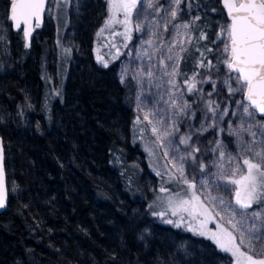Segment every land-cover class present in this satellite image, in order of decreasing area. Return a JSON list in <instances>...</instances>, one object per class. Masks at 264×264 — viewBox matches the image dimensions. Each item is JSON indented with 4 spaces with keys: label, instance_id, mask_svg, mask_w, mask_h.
Returning a JSON list of instances; mask_svg holds the SVG:
<instances>
[{
    "label": "trees",
    "instance_id": "16d2710c",
    "mask_svg": "<svg viewBox=\"0 0 264 264\" xmlns=\"http://www.w3.org/2000/svg\"><path fill=\"white\" fill-rule=\"evenodd\" d=\"M9 4L0 0L6 41H0V136L8 191L0 213V264H230L210 240L161 223L148 209L155 182L134 140L133 82L118 79L117 61L103 67L93 55L106 0L73 1L66 31L71 62L62 100L50 109L42 106L39 55L32 56L20 32L12 31ZM180 9L191 30L179 62L181 83L194 74L203 81L229 71L221 1L184 0ZM44 29L35 30L33 43L46 36L41 52L50 57L52 35ZM237 97L242 94L225 90L213 106L220 112ZM222 139L230 148L226 133Z\"/></svg>",
    "mask_w": 264,
    "mask_h": 264
},
{
    "label": "rangeland",
    "instance_id": "374dc122",
    "mask_svg": "<svg viewBox=\"0 0 264 264\" xmlns=\"http://www.w3.org/2000/svg\"><path fill=\"white\" fill-rule=\"evenodd\" d=\"M74 0H49L46 13H45V24L44 32L45 35L47 31H50L52 35V41L50 42V57L46 52H41V49L44 48L46 44V36H42L41 42L38 44L35 43H24L23 47L31 52L32 56L39 55L40 61L38 65L39 77L41 79V84H43V102L42 106L46 109H50L54 102L62 100V91L67 78L72 49L71 46L67 43L66 40V31L69 25V10ZM169 0H160V4H163L165 8L168 6ZM148 0H142V5L144 6L143 13L140 17V23L144 26L140 31L135 30V24L137 23V13L140 12L141 6L138 5L137 9L133 12L132 15V25L133 30L131 31V39L125 41L123 36L115 35V32H123V27L121 25H113L112 28L106 29L105 24L108 18L107 10V0H106V14L101 22L100 26L95 32L94 35V44H93V55L96 62L104 67V64L107 65L117 61V76L118 79L123 82L127 78H130L133 82V108L137 118L140 119V123L136 126L138 127V132L135 131L134 140L139 143L140 148L143 150L148 170L154 176V185L151 186V191L154 192L153 198L148 203V209L154 217L161 223L167 224L174 228H180L183 231H187L193 235V231L188 230V218L185 217L184 221L179 220V216L172 215L171 211L168 209L167 199L169 195L175 196L176 192L183 193L186 190L187 186L179 184L177 180L169 181V172L177 175L172 164L169 161L176 156L177 153L175 149L178 148L180 153H187L190 150V147H186L183 144L179 143V138L185 133L192 134V141L190 144H195L199 147L202 152L197 156V163L194 164L191 159H186L183 161L185 175L191 180L195 177L197 186L199 188V181L201 178L208 180L211 185L213 181L216 180L215 176L212 175L217 171V168L213 166V161L217 159V153L213 152L212 149L215 147L216 141H222L225 147L226 155L231 153L233 157H251V152L242 151L243 144L251 142L253 140L252 135L249 132H242V140H238L236 135H230L232 129H239L242 122H247L249 117H242V112L238 107V104L243 101L239 97L236 98L234 103H231L230 99H227L222 110L219 112L217 110L216 114V127H212L213 123V114L208 111L206 107V101L212 100L215 102L221 101V94L225 90L229 93L227 85L224 83L225 80H228L235 87V81L230 78L235 74H230L229 71L224 73L221 76H218L214 79H209L205 77L199 86L196 85L194 93L189 94L187 91V84L181 83L179 80V62L184 51H181V48L186 49L190 40H191V30L188 27L187 29L180 27L179 34L177 28L174 25H183L187 24L182 18L179 17V12L177 18L172 20L170 16L167 17V31L164 30L165 12L162 9L159 15L151 14V10L146 7ZM155 3V0H153ZM154 22L160 36L162 38L161 43L155 42L149 35V26ZM228 24V22L226 23ZM224 24V26L226 25ZM39 29V27H35ZM101 29H105L101 32ZM21 37L19 40H23L22 33L20 32ZM152 39L153 45L150 47L146 40ZM226 36L223 37V41L226 42ZM0 41L6 44L4 33L0 31ZM125 43L127 46L125 47ZM27 45V46H26ZM162 45V47H160ZM172 46V51L169 52L168 48ZM159 48V50H157ZM119 49V52H117ZM147 52L149 55H143ZM172 56V60H168V56ZM151 57V58H149ZM178 60V74L175 77V83L178 85V88L173 89L172 85L168 83L170 79L169 76L165 75V72H171L173 65L176 63V58ZM102 58V59H100ZM161 58L164 59V64H160L159 61ZM35 60V59H34ZM33 60V61H34ZM31 64V62H30ZM148 66H151V71L153 73L152 77L147 76ZM212 83L214 88L206 89V84ZM212 87V86H211ZM175 92L177 96H181L182 100H178V104L186 101L190 107L186 110V115L183 117H176V120L179 124V132L176 133L173 137H169V140H173L174 143L171 146H161V144L167 145V141L158 142L156 137L151 132V126L147 120H144L145 114L149 115L150 119L153 120H164L167 123H171L169 117L173 113V109L170 108V96L171 93ZM196 92V93H195ZM211 92V96L208 93ZM214 94V96H212ZM240 94V93H239ZM205 95L206 97L202 98L201 96ZM205 102V105L202 107L195 106L194 101ZM246 103L245 101H243ZM227 109V115L223 116L222 119H219L222 112ZM202 113V119L198 120L197 114ZM195 114L194 116L192 114ZM235 113V115H233ZM208 114V115H207ZM242 117V119H241ZM205 118L207 119L206 123L208 124L207 131L211 133L203 138V135L207 132L198 131L201 126H204ZM198 122V123H197ZM259 122V124H258ZM197 123L196 126H194ZM251 123L254 125L251 128L252 132L256 133L255 140L258 142H264V116L259 118L255 114L254 118H251ZM159 126V125H158ZM224 129V131H220ZM143 130V131H141ZM226 133L228 135L229 142L231 147H228L226 141L222 139V134ZM195 140H199L201 143L197 144ZM168 151L169 155L164 156V152ZM208 155V158H207ZM204 158V159H203ZM203 161L205 164V170L202 172L199 168V162ZM235 162L242 163V160H237ZM207 166V169H206ZM225 166L227 167V161H225ZM157 173H160L159 175ZM220 183V181H216ZM166 188L169 191L167 193H162L161 188ZM213 195H219L227 201L231 207L236 208L237 219L240 218V215L243 211H246L248 214L247 222L240 225L241 228H249L255 224V227L259 229L257 235H264V207L261 203H253L252 207L247 210H240L238 206L235 205L234 196L231 193L220 190L217 192L215 189H211ZM264 203V202H262ZM219 210V209H217ZM255 211L261 212V220H254L252 213ZM160 213H164L163 216ZM171 219L174 223H166L165 221ZM175 222H179L180 226L177 227ZM216 222L225 224L224 221H220L217 217ZM216 222H209L207 227L215 231ZM227 227V225L225 224ZM237 235L238 233H234ZM203 238H206L201 235H197ZM207 239V238H206ZM210 240V239H208ZM212 243L213 241L210 240ZM247 242V237L245 238ZM239 243V238L237 239ZM215 244V243H214ZM216 248L220 250L215 244ZM243 247L241 251H245ZM256 250L264 252V241L256 243ZM221 251V250H220ZM223 252V251H221ZM225 253V252H223ZM229 258L230 264H235V258L229 254L225 253Z\"/></svg>",
    "mask_w": 264,
    "mask_h": 264
},
{
    "label": "snow or ice",
    "instance_id": "6c2138e0",
    "mask_svg": "<svg viewBox=\"0 0 264 264\" xmlns=\"http://www.w3.org/2000/svg\"><path fill=\"white\" fill-rule=\"evenodd\" d=\"M45 2L46 0H10L8 6L10 7V17L7 18L13 22L18 31L23 25V35L26 40L31 35L33 20L36 22L35 27L40 26ZM182 2L184 0H169L168 6L165 8L163 4H160V0H155V3L153 0H148L146 7L151 10L150 15H159L160 11L164 10V30L167 31L169 22L167 17L170 16L172 20H175L181 10L180 4ZM222 3L230 20V23L221 30V36L227 38L224 47L226 59L223 63L230 74H235L230 76L235 81V87L228 80H225L224 83L227 85L230 95L242 94L243 101L246 103L241 101L238 107L242 112V117L250 118L247 122H242L238 130L232 129L230 135H236L238 140H242L240 133L249 132L253 140L243 144L242 151L251 152L252 156L233 157L231 153L226 155L223 142L216 141L215 147L212 149L213 152L217 153V159L212 162L213 166L217 168V171L212 174L216 180L210 185L208 180L201 178L198 188L195 177L190 180L185 175L183 161L191 159L196 164V154L200 149L195 144H190L192 134L181 135L179 143L190 147V150L187 153H180L178 148L175 149L177 155L173 156L169 163L172 164L178 177L169 172V181L177 180L179 184L186 185L187 188L183 193L176 192L175 196L169 195L167 205L172 215L179 216L180 221H184L185 217L188 218L189 231L212 240L221 251L229 253L235 258V264H264V252L256 250V243L264 241V235H257L259 229L255 227V224L249 228H241L240 225L247 222V212L243 211L240 218L237 219V209L231 207L222 196L213 195L211 190L215 189L217 192L223 190L231 193L234 196L235 205L240 210L251 208L253 203H261L264 207V203H262L264 202V142L256 141V133L251 131L254 126L251 123V118H254L256 113L264 116V0H222ZM138 5H142V0H107L108 18L105 28L110 29L113 25H121L123 32H115L114 34L123 36L125 41L130 40V33L133 30L132 15ZM143 10L144 6L142 5L140 12L137 13V23L134 26L136 31H140L144 26L139 22ZM174 27L177 28L179 34L180 27L187 29L189 25H174ZM104 30L101 29V32ZM201 38H204L203 35ZM145 43L151 47L153 40L148 39ZM124 46L126 47L127 44L125 43ZM184 50L186 49L181 48V51ZM168 51H172V46L168 48ZM143 55L149 54L145 52ZM167 59L172 60L173 57L170 55ZM178 60L179 57L176 58V63L171 72L164 73L170 77L168 83L172 85L173 89L178 88L175 83V77L178 74ZM159 63L164 64V59L161 58ZM107 66L105 63L104 67ZM201 66L203 65L201 64ZM209 66H211V61H209ZM152 75V71L148 70L147 76L151 78ZM201 82L207 81H197L195 74L190 80H186L188 93L191 94L197 90L196 85ZM211 94V92L208 93L209 96ZM178 100H182V97L172 92L169 104L170 108L174 110L169 117L171 123L150 119L148 114L144 116V120L148 121L156 140L158 142L167 141V145L161 144V146L167 147L174 143L168 138L173 137L180 130L176 117L185 116L186 110L190 107L186 101L178 104ZM213 105L214 101H206L208 111L213 114V123L210 126L216 127V112L219 105L215 107ZM227 114V109H225L219 119ZM140 122V119L137 118L136 123L139 124ZM198 131L201 133L207 131V127L201 126ZM220 131H224V129H220ZM168 155V151H165L164 156L167 157ZM238 159L242 160V163L235 162ZM0 161H2V155H0ZM225 161H227V167ZM198 166L202 172L205 170V164L202 160ZM3 176V168L0 164V208L5 206ZM216 181H220V183H216ZM160 191L167 193L169 190L162 187ZM160 215L163 216L164 213H160ZM217 217L220 221H224L227 227L225 224L216 222ZM252 217L254 220H261V212H253ZM165 222L174 223L171 219ZM209 222H216L215 231L207 227ZM175 224L177 227L180 226L179 222H175ZM234 233H238V237ZM246 237L247 242H245ZM238 238L239 243H237ZM242 247L246 250L241 251Z\"/></svg>",
    "mask_w": 264,
    "mask_h": 264
},
{
    "label": "water",
    "instance_id": "95a60500",
    "mask_svg": "<svg viewBox=\"0 0 264 264\" xmlns=\"http://www.w3.org/2000/svg\"><path fill=\"white\" fill-rule=\"evenodd\" d=\"M48 1L49 0H46L45 2V10L43 11L42 13V18H41V21H40V25H42L44 23V19H45V13H46V9H47V5H48ZM221 1V4L223 6V3H222V0ZM225 13H226V17H227V11L226 9H224ZM7 16L10 17V7H8V13H7ZM228 19V17H227ZM9 22H10V27L13 31H18L13 22L8 18ZM35 20H33L32 24H33V27H32V31H31V35L30 37L26 40L24 35H23V25L21 26V30H19L21 33H22V36H23V40L26 42V43H31L33 41V37H34V26H35ZM228 23H230V20L228 19ZM243 98V97H242ZM246 102V101H245ZM257 116H260V117H263L261 116L259 113H256ZM0 155H2V161H0V164H2V168H3V190H4V194H5V206L0 208V213H2L3 211H5V209L7 208V203H8V191H7V185H6V175H5V169H4V150H3V140L0 136Z\"/></svg>",
    "mask_w": 264,
    "mask_h": 264
},
{
    "label": "built area",
    "instance_id": "2783aa9c",
    "mask_svg": "<svg viewBox=\"0 0 264 264\" xmlns=\"http://www.w3.org/2000/svg\"><path fill=\"white\" fill-rule=\"evenodd\" d=\"M149 35H150V37L155 41V42H157V43H161L162 42V38H161V36H160V32L158 31V29H157V27H156V25L154 24V22H152L151 24H150V26H149ZM152 33H155V35H152ZM151 68V67H150ZM149 68V66H148V69H147V71L148 70H151Z\"/></svg>",
    "mask_w": 264,
    "mask_h": 264
},
{
    "label": "flooded vegetation",
    "instance_id": "af4514ba",
    "mask_svg": "<svg viewBox=\"0 0 264 264\" xmlns=\"http://www.w3.org/2000/svg\"><path fill=\"white\" fill-rule=\"evenodd\" d=\"M44 24H45V19H44V23L42 25H40L39 28H42L44 26ZM35 30L36 29H35V26H34V35H35ZM34 41H35V36H34V40L31 43H33ZM31 43H30V45H31Z\"/></svg>",
    "mask_w": 264,
    "mask_h": 264
}]
</instances>
